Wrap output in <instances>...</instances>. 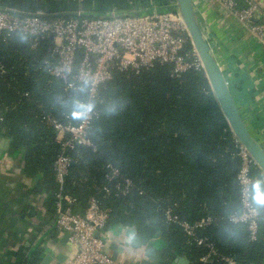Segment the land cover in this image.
Listing matches in <instances>:
<instances>
[{
    "label": "trees",
    "instance_id": "obj_1",
    "mask_svg": "<svg viewBox=\"0 0 264 264\" xmlns=\"http://www.w3.org/2000/svg\"><path fill=\"white\" fill-rule=\"evenodd\" d=\"M151 3L164 8L173 0H0V6L25 13L82 9L91 16L132 5L148 9ZM49 45L46 39L32 49L27 37L0 33V128L26 148V170L46 175L54 212L59 186L53 164L63 152L71 163L62 192L75 198L73 210L83 213L90 197H96L110 208L108 220L120 217L134 224L137 239L152 251L159 230L166 244L159 258L164 264L176 253L190 264H225L219 256L202 262L205 248L186 242L179 225L166 219L167 209L190 222L210 217L197 233L220 255L264 264V182L253 185L259 229L251 240L245 224L229 219L241 207L240 161L205 72L190 69L174 77L172 65L159 62L139 72L117 71L100 85L98 97L90 98L85 88L69 91L44 69ZM79 101L96 109L88 129L92 145L63 149L46 116L77 123ZM109 163L132 180L126 194L115 188L119 177L106 179Z\"/></svg>",
    "mask_w": 264,
    "mask_h": 264
},
{
    "label": "built area",
    "instance_id": "obj_2",
    "mask_svg": "<svg viewBox=\"0 0 264 264\" xmlns=\"http://www.w3.org/2000/svg\"><path fill=\"white\" fill-rule=\"evenodd\" d=\"M210 2L225 17L234 20L240 28L264 44V11L258 0H245L243 6L237 0ZM156 6L157 3H151V7ZM142 9L132 5L127 9L112 8L101 15L92 16L79 9L75 16L48 17L43 15V10L25 13L0 6V33L5 36L23 35L32 49L49 39L50 45L42 64L44 69L51 76L62 80L67 90L85 88L90 98H97L100 85L111 79L117 71L139 72L157 62L170 63L171 75L174 77L190 69L204 71L201 57L178 9L167 6L141 14L139 11ZM51 34L52 39L49 38ZM79 105L82 117L77 123L46 116L63 149L74 148L75 145H92L88 129L96 109L89 101H79ZM228 129L232 132L229 124ZM232 140L236 147L235 155L240 161L237 180L241 207L229 219L233 223L245 224L249 239L254 240L259 229V210L253 196V185L264 182V172L233 132ZM70 163V156L62 152L53 164L59 186L55 202V225L66 232L76 253L57 264H116L104 250L102 235L110 208L92 196L84 212L80 213L73 210L75 198L62 192ZM106 167V179L111 181L119 177L115 188L126 194L133 187L132 180L123 177L118 167L110 163ZM256 169L258 173L254 172ZM165 216L168 221L179 225L186 242L205 248L206 251L200 256L202 262L219 256L225 264H241L231 255H220L212 241L197 233L198 229L211 221L210 217L190 222L180 219L170 209L165 211Z\"/></svg>",
    "mask_w": 264,
    "mask_h": 264
},
{
    "label": "crops",
    "instance_id": "obj_3",
    "mask_svg": "<svg viewBox=\"0 0 264 264\" xmlns=\"http://www.w3.org/2000/svg\"><path fill=\"white\" fill-rule=\"evenodd\" d=\"M237 1L245 4V0ZM258 1L264 11V0ZM194 5L240 111L264 146V44L225 17L210 0H194ZM26 154V148L12 143V136L0 128V264H40L46 255H50L46 264H57L73 257L76 248L66 232L56 227L46 175L26 170ZM110 220L102 232L104 250L116 264H164L159 258L166 244L159 230L152 251L137 239L134 224L120 217ZM176 257L188 259L176 253L167 264Z\"/></svg>",
    "mask_w": 264,
    "mask_h": 264
},
{
    "label": "water",
    "instance_id": "obj_4",
    "mask_svg": "<svg viewBox=\"0 0 264 264\" xmlns=\"http://www.w3.org/2000/svg\"><path fill=\"white\" fill-rule=\"evenodd\" d=\"M172 6H175L181 17L183 18L192 43L195 46L201 60L209 84L214 92V95L219 103V106L232 130L238 139L245 145L250 155L256 161L260 170L264 172V146L256 138L249 124L245 120L238 101L235 99L233 90L228 83L223 68L218 63L214 56L213 50L206 38L195 10L194 0H173ZM156 8L161 10L162 7H150L142 9L139 13L144 14ZM44 16H75L77 11H61L55 13H44ZM52 39L53 35H49ZM72 91V89H69ZM50 255H46L40 264H46ZM169 264H189V260L183 257H176Z\"/></svg>",
    "mask_w": 264,
    "mask_h": 264
},
{
    "label": "rangeland",
    "instance_id": "obj_5",
    "mask_svg": "<svg viewBox=\"0 0 264 264\" xmlns=\"http://www.w3.org/2000/svg\"><path fill=\"white\" fill-rule=\"evenodd\" d=\"M130 7V6H129Z\"/></svg>",
    "mask_w": 264,
    "mask_h": 264
}]
</instances>
